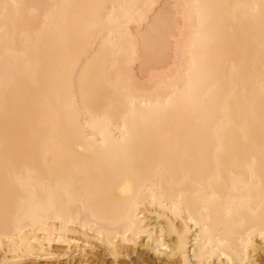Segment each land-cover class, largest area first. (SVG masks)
I'll return each mask as SVG.
<instances>
[{
    "label": "snow or ice",
    "instance_id": "1",
    "mask_svg": "<svg viewBox=\"0 0 264 264\" xmlns=\"http://www.w3.org/2000/svg\"><path fill=\"white\" fill-rule=\"evenodd\" d=\"M193 8L199 52L189 53L186 80L165 81L157 60L173 41L180 59L181 20L190 24ZM241 122L249 135L259 132V183L250 166L240 178L249 195L233 200L226 217L213 219L217 198L203 184L157 190L162 172L199 173L210 143ZM81 228L101 243L107 236L111 260L95 264H128L121 235L129 244L147 237V247L155 240L166 264H264V0H0V264H23L42 244L37 233L79 248L66 233Z\"/></svg>",
    "mask_w": 264,
    "mask_h": 264
},
{
    "label": "bare ground",
    "instance_id": "2",
    "mask_svg": "<svg viewBox=\"0 0 264 264\" xmlns=\"http://www.w3.org/2000/svg\"><path fill=\"white\" fill-rule=\"evenodd\" d=\"M21 2L27 3H46L53 2V0H21ZM54 2H87V0H54ZM107 2H136V0H107ZM144 2V0H140ZM151 3H159L162 5H196V4H248L259 3V0H147ZM173 13L176 9H170ZM181 12L184 10L181 9ZM192 17V22L185 25V22L181 20V25L184 27V35L181 41L180 59H177L176 55V42H172L171 50L163 53L162 57L157 60V67L155 71L158 73H167L164 76L165 81L176 80L183 77L187 79V72L189 62L192 57L190 52H199V40L197 32L200 28L199 22L196 19V10H189ZM239 29V25H237ZM181 33L178 31L177 36ZM195 44V47L193 45ZM211 55V52H209ZM237 64L240 62V57L236 58ZM182 63V67H181ZM129 73L132 75H138L140 72V66L133 61L128 68ZM227 79L224 82V87L231 89L232 83V67L229 63L225 69ZM147 79V76L144 77ZM238 83V81H237ZM166 98V97H165ZM155 98L153 97V102ZM140 134H143V128L140 129ZM89 135H95L99 137L100 133H95L89 130ZM85 156L90 154L87 152V143L84 145ZM220 149L221 166L217 170L216 154L217 149ZM261 154L259 147V132L258 129L254 135H249L242 122L234 127L229 128L224 134L220 142L213 140L208 148L207 164L199 172L177 170L173 173H160L155 176L156 188L159 190L161 184L165 190H170L177 184L187 183V189H192L194 185L203 184L204 189L207 191L209 197L216 196V206L212 210V216L215 220L217 214L222 217H226L227 208L235 200L239 202L241 198H246L249 195V189L241 182L240 178L247 176L249 167L255 169L257 175V184L259 183V173L261 168ZM235 178V182H234ZM147 191V189H145ZM149 203H151V194L149 193ZM158 211L163 212V209L157 208ZM257 212L259 211V203H256ZM151 215V213H146ZM155 221V216H152ZM156 238H160V226L156 225ZM85 230L81 228L79 232L66 233L69 241H79L80 246L77 248L75 243L71 245L67 243L57 244L55 240L49 243L47 237L43 236V233H37L38 236L43 238L41 243H34V247L31 250L32 254L22 256L23 264H82L84 261H92L95 264L97 259L111 260V257H105L104 251L107 249V236L104 237V243H101L99 238H93L96 234L88 232L84 234ZM117 239V237H113ZM165 243H170V238L167 234L164 237ZM120 247L123 249V254L120 259L127 261L128 264H166L169 256L158 254L156 251V241L151 242V247H147V237H140L135 243H125L122 235L119 238ZM87 245V247H85ZM161 253L166 250L161 248ZM189 258L192 257V247L187 249ZM3 255L0 254V259H3ZM12 257L9 256V259Z\"/></svg>",
    "mask_w": 264,
    "mask_h": 264
}]
</instances>
